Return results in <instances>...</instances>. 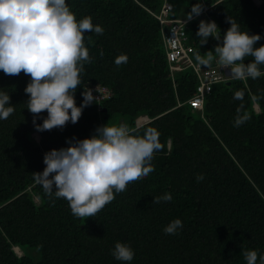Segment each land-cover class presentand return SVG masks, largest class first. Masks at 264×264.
<instances>
[{
  "label": "trees",
  "instance_id": "obj_1",
  "mask_svg": "<svg viewBox=\"0 0 264 264\" xmlns=\"http://www.w3.org/2000/svg\"><path fill=\"white\" fill-rule=\"evenodd\" d=\"M165 1L172 7L168 17L181 12V19L188 18L194 4H206L204 21L212 19L219 28L221 40L209 37L201 45V21L188 20L186 43L194 62L196 53L216 55L215 46L231 27L229 18L240 31L261 36L256 47L264 45V0ZM163 2L66 0L78 21L91 17L104 28L103 34H84L92 62L80 74L76 104H83L85 89L94 90V96L98 89L106 92L83 108L75 124L37 130L48 114L33 122L25 92L30 76L0 71V93L10 96L6 106L14 108L0 119V264H247L242 252L249 250L257 252L256 264H261L264 75L225 80L205 95L201 110L194 109L188 99L196 92L197 75L191 66L171 72L166 59L162 27L153 14ZM121 54L128 60L117 66ZM259 68L264 73V65ZM237 91L243 100L234 99ZM238 115L248 119L237 127ZM106 124H123L138 135L156 128L163 148L154 153L153 172L115 193L95 217L78 218L65 199L54 191L50 196L34 176L46 167L47 152L91 137ZM198 174L204 176L200 182ZM165 193L171 194L170 202L152 203ZM176 218L183 221L182 229L165 234ZM117 242L133 249L132 261L115 259Z\"/></svg>",
  "mask_w": 264,
  "mask_h": 264
},
{
  "label": "clouds",
  "instance_id": "obj_2",
  "mask_svg": "<svg viewBox=\"0 0 264 264\" xmlns=\"http://www.w3.org/2000/svg\"><path fill=\"white\" fill-rule=\"evenodd\" d=\"M202 11L203 6L196 3L187 17L191 20ZM229 21L231 27L223 35L222 44L214 48L216 55L213 51L203 57L196 53L195 60L208 66L218 57L216 62L230 68V75L236 80L264 75L259 68L264 65V45L255 46L261 36L242 32L234 20L229 18ZM218 29L215 21L202 20L197 32L201 45L209 37L221 40ZM86 32L103 34L104 28L94 25L91 17L78 21L66 0H0V71L8 76L22 72L30 76L25 92L29 95L27 108L34 116L33 122L41 113L48 114L42 124L36 125L39 131L63 128L69 121L77 123L83 108L95 101L92 91L85 89L84 102L77 106L74 95L81 85L84 64L92 62L85 47ZM100 55L103 56V51ZM247 57L253 58L251 62L245 63ZM127 60L121 54L115 58V64L120 66ZM234 99L243 100V93L235 92ZM6 105H10V96L0 93V119H7L14 112L13 107ZM247 119L246 115H238L234 126ZM159 136L152 127L138 135L123 124L100 126L91 137L47 152L46 167L43 172H36L34 179L50 196L54 191L56 198L65 199L73 216L95 217L115 199V193L126 191L130 183L155 170L151 161L154 153L163 148ZM196 179L202 181L203 174H198ZM171 200V194L165 193L155 196L152 203ZM182 227L183 221L176 218L163 231L174 235ZM242 254L247 264H256L255 250ZM112 255L127 262L133 260L134 251L126 243L117 242ZM260 260L264 264V256Z\"/></svg>",
  "mask_w": 264,
  "mask_h": 264
},
{
  "label": "built area",
  "instance_id": "obj_3",
  "mask_svg": "<svg viewBox=\"0 0 264 264\" xmlns=\"http://www.w3.org/2000/svg\"><path fill=\"white\" fill-rule=\"evenodd\" d=\"M207 7L208 6L204 4L201 13L205 12ZM171 8V4L164 0L159 11L153 13L162 27V41L165 48L166 59L171 72L188 66L193 68V71L197 75L198 84L195 94L188 99V102L194 109L201 110L204 97L213 90V84L217 82L222 83L225 80L231 79L232 76H227L224 72L226 67L220 66L217 62L214 63V65L203 66L190 58L189 51L191 47L186 43L185 33V28L187 27L189 19L169 18L168 12ZM209 22H211L210 19ZM164 26H166L165 32L163 29ZM99 92L103 93L106 92V90L105 88L98 89V93L95 94V97L101 98ZM141 119H143V117Z\"/></svg>",
  "mask_w": 264,
  "mask_h": 264
},
{
  "label": "water",
  "instance_id": "obj_4",
  "mask_svg": "<svg viewBox=\"0 0 264 264\" xmlns=\"http://www.w3.org/2000/svg\"><path fill=\"white\" fill-rule=\"evenodd\" d=\"M205 16H206V14H205V12H203V13H201L200 15H198V20L199 21H204V19H205ZM211 21H213L212 19H210ZM164 32L166 31V26H164ZM224 72H225V74L227 75V76H230V73H231V70H230V68H225L224 69ZM221 83H219V82H217V83H214L213 84V86H212V89L213 90H216V89H219L220 87H221ZM256 106V105H255Z\"/></svg>",
  "mask_w": 264,
  "mask_h": 264
},
{
  "label": "rangeland",
  "instance_id": "obj_5",
  "mask_svg": "<svg viewBox=\"0 0 264 264\" xmlns=\"http://www.w3.org/2000/svg\"><path fill=\"white\" fill-rule=\"evenodd\" d=\"M177 14H178L177 19H179V18L183 15V14H181V12H178ZM138 121H139V120H138ZM16 250H17V252H20V251L18 250V248H16ZM25 253H26V254H30V251L25 250ZM37 257H38V255L36 254V257H34V259L36 260Z\"/></svg>",
  "mask_w": 264,
  "mask_h": 264
},
{
  "label": "crops",
  "instance_id": "obj_6",
  "mask_svg": "<svg viewBox=\"0 0 264 264\" xmlns=\"http://www.w3.org/2000/svg\"><path fill=\"white\" fill-rule=\"evenodd\" d=\"M213 65H214V63H213Z\"/></svg>",
  "mask_w": 264,
  "mask_h": 264
}]
</instances>
